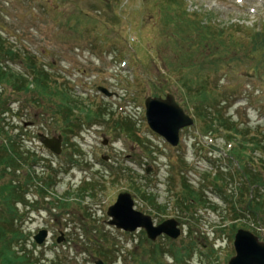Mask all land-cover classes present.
<instances>
[{
	"label": "rangeland",
	"instance_id": "374dc122",
	"mask_svg": "<svg viewBox=\"0 0 264 264\" xmlns=\"http://www.w3.org/2000/svg\"><path fill=\"white\" fill-rule=\"evenodd\" d=\"M177 1L181 6L170 12L165 0H0V27L13 50L31 55L30 63L44 66L55 86L85 110L103 114L89 124L85 112L75 109L72 132L66 135L64 119L53 114L63 97L44 99L0 83V99L6 101L0 105V147L10 144L8 138L17 139L22 152L36 155V162L27 160L17 171L0 172V228L8 236L22 232L14 238L13 256L0 240V264L24 255L26 264H51L56 258L62 264H141L149 260L155 244L164 250L162 264H229L236 255L239 229L264 241V228L249 215L236 219L232 211L233 203L240 207V196H235L243 180L230 149L242 136L232 131L238 140L228 144L223 138L228 134L218 123L216 133H206L212 123L200 119L191 102V95L205 88L215 98L205 110L210 118L217 119L220 111L246 131L243 137L264 141L263 51H254L251 43L253 35L264 33V0ZM184 11L195 26L181 24ZM200 24L209 28L207 34L218 27L221 35L203 38L197 31ZM5 64L27 73L24 58ZM187 79L193 81L185 86ZM103 87L113 94L107 96ZM167 94L195 121L181 130L177 147L153 132L146 119L145 100ZM3 107L7 111L2 114ZM116 121L126 123L130 133L125 125L115 126ZM76 125L79 130L73 133ZM39 133L63 135V152L56 156L45 148ZM133 133L138 142L131 139ZM260 155L253 152L249 157ZM223 174L225 182L217 183L218 190L214 178ZM183 177L203 192L206 205L180 209ZM86 179L91 180L86 185L90 195L78 197L76 191ZM10 180L28 183L29 202L15 205L24 220L13 219L11 226L17 211L7 205ZM141 187L153 194V204L137 191ZM40 188L46 194H40ZM123 192L130 193L135 209L150 215L155 224L178 221L181 236L151 242L144 231L127 233L110 226L108 208ZM40 229L49 231L42 245L34 240ZM62 233L65 240L59 244ZM173 247L188 251L183 262L176 261Z\"/></svg>",
	"mask_w": 264,
	"mask_h": 264
},
{
	"label": "trees",
	"instance_id": "16d2710c",
	"mask_svg": "<svg viewBox=\"0 0 264 264\" xmlns=\"http://www.w3.org/2000/svg\"><path fill=\"white\" fill-rule=\"evenodd\" d=\"M167 3V9L171 12L172 8L178 9L181 5L178 3L177 0H165ZM168 11V12H169ZM176 14V13H174ZM187 13L184 11L183 17H181V20H184L187 18ZM166 16V14H165ZM167 17V16H166ZM173 17V16H172ZM167 20H173V18L167 17ZM180 20V19H179ZM190 24L192 26H195V23H190L186 19L181 23L183 26ZM215 31L210 34L209 37H214L218 35V37L221 35L220 29L218 27H215ZM206 26H201L197 28V31H200V34H202V37L204 38L206 32H209ZM2 28L0 27V83L4 84H10L12 88L15 91H26V92H33L37 96H41L44 99L50 98L55 99L56 96L63 97L60 105H51L53 107H56L53 111V114L56 113V115H61V117L64 119V128L63 131H71L73 128L72 119L71 116L73 115V111L75 109H79L80 111L85 112V120L88 121L89 124L93 122L95 119H99L103 117V114L101 111H95L91 112L88 109L85 110L83 108V105H80L75 101L74 99L69 98V96L66 93V90H61L57 86H55V82L52 80L50 72L45 69L44 66H39L36 63H30L31 61V55H22L20 52L13 50V48L10 46L8 40L4 35L2 34ZM207 34V35H208ZM209 42V41H208ZM251 43L253 45L254 51H263L262 52V62L264 63V33H257L252 36ZM208 44V43H206ZM22 56V57H21ZM16 58H24L25 62L27 63L25 65V68L27 70V73H17L9 68V65H6L5 62H13ZM6 65V66H5ZM31 76V79H29L27 76ZM184 78V76H183ZM193 80L187 79L186 82H184V85H187V82L190 84ZM33 86V88L30 90L28 89L29 86ZM51 85H54L53 87ZM190 90V88H188ZM55 92V93H54ZM191 102L196 104V108L198 112L196 111L197 115H199L200 119L206 120L209 118L212 124H210L207 129L205 130L206 133H216L218 130L215 128L217 127V123L220 125L219 128H221L223 131H226L228 135H225L223 138L227 139V142L232 143L237 139L235 135H240L242 138L239 139V144L235 147H232L230 153L237 159L238 168H237V174L240 176V180L242 186L239 187L235 185L236 187H239L237 190L239 191V195H236L235 197L240 196V207H238V204L235 202L232 204V211L234 214V217L236 219L241 217H247L248 215L250 218L253 219V222L257 225L259 224V227L264 228V141H261L260 139L256 137H251L247 139L246 137H243L244 133L246 131H241L239 128V125L236 124L231 120V118H224L222 113L219 111L216 117L210 118L208 115H210L205 110H209L210 105H212V102L214 101V97L211 98L209 96L208 91L203 88L202 90H197V92L193 95H191ZM2 99V98H1ZM0 99V105L6 104V101L3 102ZM224 102V101H223ZM222 103V101H219L217 104L219 105ZM51 108V107H50ZM101 109V108H100ZM7 111V108L3 107V112ZM205 114V115H202ZM222 115V116H221ZM95 118V119H94ZM126 120V122H128ZM215 122V123H213ZM125 125V128H127V134L130 133L129 127L126 126V123H118L115 122V126L122 128L121 126ZM78 127V125H76ZM3 134L6 135V132H4V129L2 128ZM64 131V132H65ZM233 131V134H230ZM243 139V140H242ZM10 141L9 145H5L4 147H0V172L7 173L10 171V168L14 169V171L18 170V167H21V164L25 163L30 157H35L36 155L33 153H27L22 152L20 149V146L18 143L12 140V138H8ZM139 141V140H138ZM249 151V152H247ZM253 152H259L261 155L258 157H249V154L251 155ZM228 173V171H226ZM224 174L221 175V177L218 175L214 178V185L215 187L220 190V188L217 186L218 182H221L224 180L223 178ZM232 176V175H231ZM234 176V175H233ZM223 178V179H222ZM231 181H234V177H231ZM225 182V181H223ZM222 183V182H221ZM182 199L180 202H178L179 207H181V210L189 211L191 207L195 205V203H198L200 205H206L207 201L202 198L201 192L195 191L192 189V187L187 183L185 178H182ZM8 186L11 189L10 197L8 198L7 205L9 208H11V202L13 200H21L22 195H19V185L15 183L14 180H11V182L8 183ZM89 188V187H88ZM144 188H138L137 191L142 193V197L146 200H148L150 203L153 204L154 198L153 194L150 193L147 189L142 190ZM6 189H3L5 191ZM83 191L87 190V187L85 189H82ZM254 190L256 192V196H254ZM252 193V195H250ZM2 194V192H0ZM45 194V192L43 193ZM67 195H69L67 193ZM15 205V204H14ZM244 205V208H242ZM13 219V218H12ZM11 220V219H10ZM12 221H10L11 226ZM245 228H249V225L244 226ZM1 232L3 233L0 235V240L4 243V248L7 250L10 254H15L10 250L11 244L14 242L11 239V235L15 232H10V236H8L7 230H3L0 228ZM155 248L150 251V257L149 260L146 258L142 259L141 264H162L159 257L160 255L164 254V250L158 246L154 245ZM173 251H175V258L177 262H183L184 257L188 256V251L183 252L179 250L178 248L173 247ZM103 256H108L107 253L102 250L100 251ZM26 255L17 257V260L14 261L13 258H11V264H16L19 262V264H26L29 263L27 261ZM7 262V258H4L2 262ZM57 259H53L50 263L55 264Z\"/></svg>",
	"mask_w": 264,
	"mask_h": 264
},
{
	"label": "water",
	"instance_id": "95a60500",
	"mask_svg": "<svg viewBox=\"0 0 264 264\" xmlns=\"http://www.w3.org/2000/svg\"><path fill=\"white\" fill-rule=\"evenodd\" d=\"M103 93L110 95L107 90L100 89ZM146 117L150 128L164 137L172 146L179 143V133L182 129L194 125V120L187 115L178 105L173 95L161 97H149L145 101ZM44 146L56 154L61 153L62 138H48L40 135ZM106 144V142H104ZM112 218L109 224L125 232L144 230L151 241H156L160 236H168L177 239L181 231L179 223L175 219L164 221L155 225L149 215L135 209V201L130 193H121L116 203L108 210ZM47 231H41L35 240L42 244L47 238ZM59 238L58 242H62ZM236 255L231 258L229 264H264V241L250 231L240 229L234 239ZM97 264H103L98 261Z\"/></svg>",
	"mask_w": 264,
	"mask_h": 264
}]
</instances>
